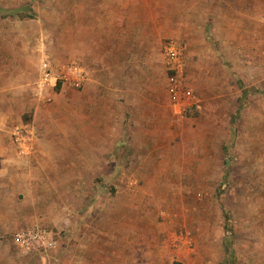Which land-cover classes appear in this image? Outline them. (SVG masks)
<instances>
[{"label": "rangeland", "instance_id": "rangeland-1", "mask_svg": "<svg viewBox=\"0 0 264 264\" xmlns=\"http://www.w3.org/2000/svg\"><path fill=\"white\" fill-rule=\"evenodd\" d=\"M45 56L88 78L13 126L39 157L5 188L0 264H264V0H0V59ZM35 224L56 245L21 253Z\"/></svg>", "mask_w": 264, "mask_h": 264}, {"label": "crops", "instance_id": "crops-1", "mask_svg": "<svg viewBox=\"0 0 264 264\" xmlns=\"http://www.w3.org/2000/svg\"><path fill=\"white\" fill-rule=\"evenodd\" d=\"M219 9H220L219 6H217L216 9L218 10L217 15L220 14ZM109 28L111 32L112 31L116 32L117 30V27L111 29L110 26ZM91 35L90 37L96 39L95 35L93 36ZM117 36L118 35H116V37L115 36L113 37L116 39ZM45 57L41 58L38 65H36L37 67H34V63L32 64L30 61H28L27 58L0 59V64H1L0 65V204L1 205L4 204V201L6 200L5 188L6 186L9 187L11 185V182H13V176L21 177V179L22 177H26L27 173L24 172L27 168V164L29 162L28 160L36 159L39 157V153L29 154V152H27L24 154L22 153V151L19 150L17 151L18 148L22 149V146H27L28 148V146L32 143H29L27 139H24L26 135L24 136L20 135L18 132L13 134L12 129L15 124L22 121L21 120L22 114L28 110H32L33 121H34L33 123L37 127L39 125L38 124L39 119L36 116L37 114L39 115V113L42 111L43 105L40 104V100L37 97L34 98L33 95L32 96L29 95L27 84L28 81L31 80V78L37 76L36 74L38 73V68H39V75H38L39 78L41 72L40 63L42 59ZM37 80L35 82H37ZM86 81L87 79L85 80L84 84L86 83ZM61 85H70V84H61ZM33 90L34 93H36L35 91L36 89L34 86H33ZM17 138H19L20 140H18ZM43 139L45 140V138L42 137L41 141H43ZM21 179L18 178L15 182H18L19 184L22 183L26 184ZM10 199H11L10 196L7 197V200ZM8 213L9 211L7 212L8 215L7 217H5V214L3 215L4 218L11 217V214L9 215Z\"/></svg>", "mask_w": 264, "mask_h": 264}, {"label": "built area", "instance_id": "built-area-1", "mask_svg": "<svg viewBox=\"0 0 264 264\" xmlns=\"http://www.w3.org/2000/svg\"><path fill=\"white\" fill-rule=\"evenodd\" d=\"M164 52L170 68L172 70L175 69L176 71L180 69L181 72L182 62L180 61V55L182 53V48L177 42H168L164 47ZM40 67V76L35 85V94L39 100H50V97L46 96V93L58 83L70 84L78 88L81 87L87 79L86 70L75 61L57 65L45 57L42 59ZM170 90L173 91V97L179 106L184 109L192 106L193 98L189 89L185 87L177 88V85H175V88L170 87ZM26 136L27 137L25 138L28 140L33 138L30 133ZM17 139L20 140L19 138ZM11 241L21 253H31L34 251L50 249L56 245L53 232L36 224L13 232L11 235Z\"/></svg>", "mask_w": 264, "mask_h": 264}, {"label": "trees", "instance_id": "trees-1", "mask_svg": "<svg viewBox=\"0 0 264 264\" xmlns=\"http://www.w3.org/2000/svg\"><path fill=\"white\" fill-rule=\"evenodd\" d=\"M32 15H33V14L30 13V14L28 15V17H32ZM59 84H60V83H58L57 86H58ZM225 163H227V161H225Z\"/></svg>", "mask_w": 264, "mask_h": 264}, {"label": "bare ground", "instance_id": "bare-ground-1", "mask_svg": "<svg viewBox=\"0 0 264 264\" xmlns=\"http://www.w3.org/2000/svg\"><path fill=\"white\" fill-rule=\"evenodd\" d=\"M263 155V154H262ZM255 159V158H254ZM259 168V167H258ZM261 169V168H260Z\"/></svg>", "mask_w": 264, "mask_h": 264}]
</instances>
